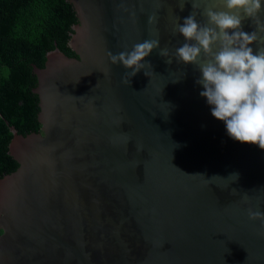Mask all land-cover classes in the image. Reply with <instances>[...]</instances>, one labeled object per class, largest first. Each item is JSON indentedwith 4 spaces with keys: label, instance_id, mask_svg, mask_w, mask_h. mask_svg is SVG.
Returning a JSON list of instances; mask_svg holds the SVG:
<instances>
[{
    "label": "water",
    "instance_id": "1",
    "mask_svg": "<svg viewBox=\"0 0 264 264\" xmlns=\"http://www.w3.org/2000/svg\"><path fill=\"white\" fill-rule=\"evenodd\" d=\"M70 2L77 56L56 48L34 67L41 131L13 129L19 167L0 178V264H264V226L248 217L264 213V149L212 116L196 65L160 55L185 43L174 29L192 0ZM197 3L198 22L205 8L227 11ZM146 39L160 42L152 67L124 83L131 70L108 53ZM250 46L264 47V33Z\"/></svg>",
    "mask_w": 264,
    "mask_h": 264
},
{
    "label": "clouds",
    "instance_id": "2",
    "mask_svg": "<svg viewBox=\"0 0 264 264\" xmlns=\"http://www.w3.org/2000/svg\"><path fill=\"white\" fill-rule=\"evenodd\" d=\"M223 3L227 11L205 8L206 22H198L195 11L198 3L192 0V13L175 26L174 32L181 34L185 43L174 53L166 47L161 49L159 40L146 39L134 44L130 51L109 52V60L131 70L125 72L124 83L129 84L139 71L152 67L145 58L156 48H160L162 57L174 56L178 63L196 65L200 73L196 83L203 86L200 95L212 106V116L225 123L227 134L234 140L264 149V47L254 50L250 46L264 33L260 15L264 4L262 0H223ZM245 19H251L253 31L243 30ZM155 21L153 13L148 22ZM248 217L260 219L264 226V213L248 209Z\"/></svg>",
    "mask_w": 264,
    "mask_h": 264
},
{
    "label": "trees",
    "instance_id": "3",
    "mask_svg": "<svg viewBox=\"0 0 264 264\" xmlns=\"http://www.w3.org/2000/svg\"><path fill=\"white\" fill-rule=\"evenodd\" d=\"M78 22L70 0H0V178L19 167L10 153L13 129L41 131L34 67H45L56 48L77 56L69 41Z\"/></svg>",
    "mask_w": 264,
    "mask_h": 264
}]
</instances>
